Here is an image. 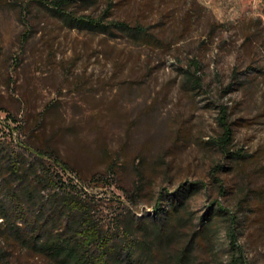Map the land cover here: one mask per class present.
Wrapping results in <instances>:
<instances>
[{"label":"rangeland","instance_id":"obj_1","mask_svg":"<svg viewBox=\"0 0 264 264\" xmlns=\"http://www.w3.org/2000/svg\"><path fill=\"white\" fill-rule=\"evenodd\" d=\"M44 1L0 0L4 148L62 178L41 186L46 197L75 189L113 232L128 213L145 218L118 238L138 244L131 264H173L186 244L191 264H264V0L69 4L139 20L154 42L70 27ZM224 108L230 154L215 141ZM23 143L56 151L70 170ZM157 208L169 214L163 243L144 229ZM15 253L17 264H53Z\"/></svg>","mask_w":264,"mask_h":264},{"label":"trees","instance_id":"obj_2","mask_svg":"<svg viewBox=\"0 0 264 264\" xmlns=\"http://www.w3.org/2000/svg\"><path fill=\"white\" fill-rule=\"evenodd\" d=\"M70 2L44 1L70 27L103 32L119 29L147 42L155 41L147 25L139 20H106L103 15L78 13L69 8ZM150 3L153 8L154 0ZM223 112L220 120L223 131L215 141L224 154H230L233 153L230 148L234 127L227 108ZM12 119L17 121L15 116ZM22 145L36 160L48 159L64 171L70 170L69 163L56 151L30 143ZM46 167L40 166L37 161L26 160L25 152L7 150L0 143V264H17L13 256L18 250L53 264H131L138 244L118 238L120 233L127 234L133 229L134 221L145 218L136 219L134 213H128L125 226H120L117 232L107 229L96 219L91 204L81 194H76L75 189L65 188L63 192L54 190L47 197L42 193V185H57L62 180ZM191 187L188 186V189ZM178 197L174 196L172 200L175 209L182 202ZM157 209L156 215L149 217L152 228L147 224L144 229L153 236V241L163 243L164 237L169 236V214ZM137 243L145 244L142 241ZM173 264H191L189 244L174 255Z\"/></svg>","mask_w":264,"mask_h":264}]
</instances>
